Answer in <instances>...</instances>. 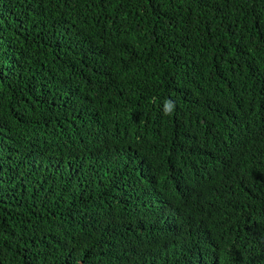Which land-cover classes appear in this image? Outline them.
<instances>
[{"label":"trees","instance_id":"16d2710c","mask_svg":"<svg viewBox=\"0 0 264 264\" xmlns=\"http://www.w3.org/2000/svg\"><path fill=\"white\" fill-rule=\"evenodd\" d=\"M0 264H264V0H0Z\"/></svg>","mask_w":264,"mask_h":264},{"label":"clouds","instance_id":"9594fccd","mask_svg":"<svg viewBox=\"0 0 264 264\" xmlns=\"http://www.w3.org/2000/svg\"><path fill=\"white\" fill-rule=\"evenodd\" d=\"M174 107H175L174 101L172 100L166 101L163 109V114L167 116L172 115L174 111Z\"/></svg>","mask_w":264,"mask_h":264}]
</instances>
